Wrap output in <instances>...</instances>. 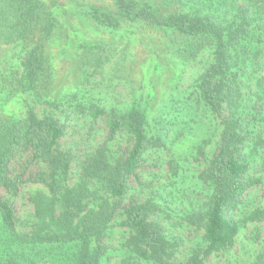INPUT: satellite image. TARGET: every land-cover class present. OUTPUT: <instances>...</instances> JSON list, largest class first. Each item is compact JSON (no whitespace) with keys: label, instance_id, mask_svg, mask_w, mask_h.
Here are the masks:
<instances>
[{"label":"trees","instance_id":"1","mask_svg":"<svg viewBox=\"0 0 264 264\" xmlns=\"http://www.w3.org/2000/svg\"><path fill=\"white\" fill-rule=\"evenodd\" d=\"M58 1L0 0V227L8 243L57 250L60 264H101L118 229L123 264H264V0ZM124 23L166 34L172 57L199 67L171 122L179 134L213 133L196 148L197 157L214 139L189 184L188 169L172 162L168 183L142 177L144 156L166 133L148 135L143 109L51 93L52 45L74 46L94 69L108 45L90 38ZM82 119L106 137L79 155L61 143ZM119 139L128 147L118 152L111 144ZM22 195L31 214L19 232L14 201Z\"/></svg>","mask_w":264,"mask_h":264},{"label":"rangeland","instance_id":"2","mask_svg":"<svg viewBox=\"0 0 264 264\" xmlns=\"http://www.w3.org/2000/svg\"><path fill=\"white\" fill-rule=\"evenodd\" d=\"M62 2L60 0L57 4L61 5ZM122 25L119 31L98 29L104 33L100 32L98 36L90 38L92 40L103 37L108 45V50L103 53L99 66L94 69L87 70L84 65L85 55L83 52L75 51L78 49L74 46L63 49L52 45L51 60L53 65L57 63V72L51 84V93L69 98L71 94L78 92L81 100L109 104L118 112H125L136 106L143 109L148 135L157 138L162 128H166V133L163 137V146L152 149L144 156L140 170L142 177L145 181L152 182V185H164L169 181L170 171L167 172V170H171L169 162H172L183 169H188L181 174L189 184L193 173L201 169L203 160L213 151L214 139L211 145L202 146L205 148V153L197 157L195 156L196 148L201 147L203 138L211 140L213 133L199 126L197 129L179 134L177 133L179 127L172 128L171 122L172 117L178 113L180 101L193 86L199 67L192 64L194 61L184 64V61L179 60L180 58L172 57L174 50L165 46V42H168L166 34L157 30L131 28L134 27L132 25L127 27L125 23ZM71 28L73 29V26ZM71 36L79 38L81 42L87 39L85 36L81 37V33ZM91 56L89 54L86 57ZM168 56H171V60ZM14 108L18 109L19 106L16 105ZM77 122L79 123L77 125L69 124L68 135L61 144L65 148H71L76 154L83 155L84 149L92 148V146L95 148L102 144L106 134L99 123L90 124V121L84 119ZM72 126L75 128L72 129ZM183 141L186 142L183 143ZM127 147L128 142L124 139L111 144V148L118 152ZM159 169H161L160 172ZM153 174H156L155 177ZM132 184L136 186L135 182ZM259 193L260 191L257 192ZM0 196L6 197L4 191L0 190ZM25 196L22 195L14 201L16 230L19 232L25 230L23 227L31 214V208L26 203ZM122 237L120 230L113 231L107 242V248L110 251L101 264H123L120 263L123 256L118 251ZM10 239L12 237L5 234L0 227V244L5 242L3 250L0 249V264H8L11 260H14L11 264L15 261L18 264H27L30 261L35 264H60L61 262L62 257L57 250L48 254V250L51 249L34 247L29 250L28 247L23 248L19 244L12 247L8 243ZM243 248L239 253L249 249L248 243Z\"/></svg>","mask_w":264,"mask_h":264}]
</instances>
